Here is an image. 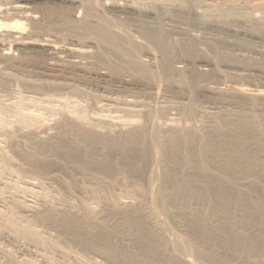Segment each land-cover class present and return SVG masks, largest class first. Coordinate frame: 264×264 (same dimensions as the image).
<instances>
[{
  "label": "bare ground",
  "instance_id": "bare-ground-1",
  "mask_svg": "<svg viewBox=\"0 0 264 264\" xmlns=\"http://www.w3.org/2000/svg\"><path fill=\"white\" fill-rule=\"evenodd\" d=\"M122 2L109 5L105 2L99 4L98 0H0V56L6 63L0 73L10 74L18 70L19 66L12 61L13 50L24 58H45L48 68L40 71L41 77L53 78L56 82L63 80L73 91L91 97L85 87L84 91L78 86L86 85L92 94L97 92L92 95L97 102L130 119L137 117L152 121L161 107L162 110L168 108H163L166 103L170 107L177 106L181 119L200 122L199 127L162 130L155 125L149 130L146 125H138L122 134L107 135L65 122L52 140L42 141L29 136L24 147L32 148L33 154L13 141V150L24 157L29 168L39 175L53 165H59L44 160L47 155L64 157L66 164L73 168H95L106 173H113L112 158L120 155L139 179H146L144 169L154 154L163 168L156 196L136 189L141 198L149 199L150 207H146L143 201L136 205H125L116 198L104 201L91 191L94 200L100 203L99 207L101 205L96 215L89 210L76 212L65 202L60 208L40 204L39 209L35 204L23 202L26 200L19 196L18 189L21 188L17 185L18 192L10 194L11 198L20 207H26V213L33 216L34 221L54 226L68 242L86 251H99L117 263H197L182 258L179 254L182 251L194 252L199 260L221 263L220 256L209 252L221 247L224 258L232 264H264L261 260L264 256V101L259 102L256 96L248 93V101H239V96L213 100L204 94L207 100L199 114L197 107L201 100L194 97L202 82L219 77L221 67H225L224 77L231 80L232 89L239 93L248 91L243 81L254 82L264 76V0ZM129 30H134L146 43L138 42L136 38L135 41L133 37L138 36L130 35ZM66 35L76 37L79 42L76 39L63 42ZM87 40L94 41L98 51L94 52V46H89ZM145 51L147 56L154 55V52L160 54L156 70L140 59ZM91 58L95 59L92 65H104L110 75L100 71L96 72L100 79L79 77L75 81L68 74H54L49 67L66 62L82 69L83 65H88L84 61L88 63ZM176 61H189L192 68L189 72L182 70L183 67L179 69L175 67ZM124 72L145 83L177 82L180 90L174 92L171 89L161 106L157 102L160 99L157 91L134 87L131 81L125 82L119 77L118 82L114 79ZM3 76L0 77L1 85ZM47 82V86L38 82L34 88L58 87L56 82ZM260 85L254 91L264 93V87ZM156 104L161 107L157 109ZM105 149L106 154L101 155ZM135 154L143 163L140 167L135 166ZM4 155H0L4 170L8 175H16L10 158ZM69 187L67 184L66 188ZM30 207L39 211L44 209L37 212ZM159 213L170 217L179 227L184 235L180 243H173L165 234L166 226L163 228V223L157 221ZM14 218H6V224L16 234L26 239L33 235L41 237L30 224L22 226ZM46 242L41 241V247H56L54 242L49 246ZM0 257L5 259L4 264H26L1 247Z\"/></svg>",
  "mask_w": 264,
  "mask_h": 264
},
{
  "label": "rangeland",
  "instance_id": "rangeland-1",
  "mask_svg": "<svg viewBox=\"0 0 264 264\" xmlns=\"http://www.w3.org/2000/svg\"><path fill=\"white\" fill-rule=\"evenodd\" d=\"M100 1L101 0H98L99 4L105 2L109 5L116 1L119 3L122 2L121 0V2L119 0H102L101 2ZM124 1L126 0H123L122 3H124ZM133 33L134 35L136 34L135 36H138L133 37L135 41L137 39L138 42L142 41L143 43H146L144 42V40L140 39L141 37L136 32H134V30L133 32H131V34H129L134 36ZM66 36L69 38H67ZM66 36L64 38L68 39L69 41L64 39L65 41L63 42L70 43L76 40L79 42V40L76 37L75 40L72 35V39L70 38V35ZM89 41L87 40L88 43ZM87 42L84 43L88 45ZM89 44V46L91 47L94 46V52L98 51V46L97 44H95L94 41L91 40ZM9 45L13 46L11 43H9ZM147 53L148 52L146 51L143 52L142 55H145H143V58L141 55L140 59L142 61L144 60L143 62L149 65V67L154 66V69H152L156 70V68L158 67V61L161 59L160 54L158 52L155 54L154 52V55L152 53L151 55L147 56ZM11 55L14 57H11L13 59V64L19 67L18 70H15L16 72L11 71V75L8 72H6L7 74L5 72L2 73L8 78L4 77L0 73V77L3 76V82H5L4 84L2 82V85L0 84V109L2 108L0 110V155L3 156L5 154L10 158L11 165L13 166V169L17 172V174L13 176L10 174L8 175L7 171L4 170L5 168L2 160H0V172L4 171L0 174V189L3 191L4 194H1L2 198L0 196V198L2 199V201L0 199V218L2 217L0 219V247L7 251L9 254H12V256H15L17 260L26 264H121L119 262L117 263V261L115 262L114 260L107 258L104 254H101L99 251H86L85 249L83 250L81 248H78L75 243L73 244V242L71 243V241L68 242L67 238L64 235H61L58 230L54 229V226L44 225V223L39 222L38 220L36 221H38L39 223L34 221L32 218L33 216L29 217V214L26 213L27 208L22 206L20 207V205L16 204L17 202L15 201V199L11 198V195L14 193L17 194V192L19 191V196H22L21 199L23 198L22 200H26L23 202L28 201L27 203H30V205L35 204L37 208H39V206L41 207L42 204L46 203L47 204L43 207L49 206V208H60L61 203L64 204L63 202H65L71 205V209L76 212L89 210L90 212H93L94 215H96L95 213L101 210V205L99 207L98 204L100 203L98 202L97 204L96 200H94L93 196L91 195V191H94L95 197H98L104 201H110L111 199L115 200L114 198H116V200H121L120 203L122 202L125 205H129V203L130 205H136V203L143 201L145 202L144 204L147 205L146 207H150L149 199L141 198L136 193V189H141L145 192H150L154 195V197L156 196V189L159 183L161 182V178L163 175V168L161 167L158 157H155L154 154L151 155L149 163L144 169V176H146V179H139V177H137V175L132 172L131 169H129V164L124 159H122L120 155H117L112 158V165H114L113 173H106V171H98L95 168H87L85 170H80L77 168H73L69 164H66L65 160L63 159L64 157L56 158L54 155H47L46 159L44 158V160H46L48 163H56L59 165H53L51 169L48 168L49 170L47 169L46 172H43V174L40 173L41 175H39L38 173L33 172L29 168V165L24 160V157L22 158L21 155L17 154V152L14 151L15 149L13 150L12 144H14L15 142L23 149L30 152H34L32 148L30 149L29 147H24V144L26 143V140L29 136H32L35 139L42 141L52 140L58 135L57 132H59L58 130L61 124L65 122L80 124L85 129L96 130L97 132H103L102 134L107 135H115L120 133L122 134L130 129L132 130L138 127V125H146L149 130H152L155 125L159 126L162 130H168L172 127L179 129H189L192 125V127H199L200 122H192L190 120L188 121V119L186 120L183 118L181 119L180 116H178L177 114V106L175 105H173L174 107H172V105L170 107L168 106L169 104L167 105L165 103L166 106H163V100L166 98L168 92H178L180 90V86L177 82L170 83L162 80L163 82H157L156 86L154 82L145 83L141 79H139V77L132 76V74L128 72H124L122 73V75L120 74L121 77L118 75H112L115 76L114 79L117 80V82L120 81V79L123 81L126 80L125 82L131 81L130 83L134 84V87H139L141 89H146L147 87V89H153L155 92L157 91L159 93L158 97H160V99L158 98L157 101L159 105L163 106V108L168 107L162 110V107L156 104L155 107H157V109L161 107L159 109L161 111L155 114L154 119H152V121H146L142 118L138 119L137 117H133V119H130L121 112H119V114L118 112L112 109L111 111L109 108H106L104 104H102L100 101L97 102L98 100L95 98L97 100L96 101L92 96L97 92H93L92 94L91 90H89L86 85L82 84L81 86H78L81 89L85 87L86 91L84 89L83 90L86 93L89 92L91 94V97L89 95L83 97L81 93L73 91L72 88H69L70 86H68V82L65 83L63 80L62 82L61 80H58V82H56L57 80L54 81L53 78L49 79L47 77L43 78L44 76L41 77L42 75L39 74L40 71L42 69L48 68V64L46 63L47 61L44 60L45 58H43V60L42 58L37 59L36 57L32 56H26L24 58L23 56L21 57L18 54L16 55V52L14 50L12 51ZM155 56H157V58H155ZM152 58L154 60H152ZM89 60L90 59H88V63L84 61L88 65H83L82 69H76L73 65L66 62L61 64L60 62L59 64L55 63L54 65L49 67L51 68L54 74H68L70 77H72V80H75V78L79 80V77H81L82 79L85 78L84 80H96L97 78H99L96 74L100 73V71L101 73H106L105 75H110L108 74V70H106L107 68L104 65L101 64V66H96V63L92 65L95 59L91 58V61ZM180 62H182L183 65H181ZM3 64L5 65L6 63H4L3 58L0 56L1 69ZM175 64H177L175 65V67H179V69L180 67L181 69L183 67L182 70L185 69L187 72H189L190 68H192L189 61H176ZM184 64H186V66ZM101 67H105V70ZM224 69L225 67L220 68L218 78L212 80L209 79L200 84L201 89L194 96L198 97L201 100L199 101V106L197 107L199 114L201 111H203V107L205 105L204 102L207 100L204 94H208L206 96H210V99L213 100H217L220 97L239 96V101H248L249 98L247 96L248 94H251L253 96H256L259 102L264 101V93H257L254 91L257 89L256 86L259 84H262L260 86L264 87V76H262L263 79L258 78V81L255 80V83L252 80L243 81V83H245L244 86L246 87V89H248V91L245 92L246 94L239 93L232 89L230 85L231 80H229L228 77H224L226 76V69ZM37 75L41 76L39 77ZM6 78L8 79L7 83ZM38 78H42V82ZM46 79L56 82L55 85H58V87H50V89L46 87L43 89L34 88V85H39L40 82V84L42 85H48L49 81L47 82ZM59 82L60 84H58ZM242 94H244L245 96ZM102 107H104V109H102ZM169 118L171 120H169ZM21 120H26V122L21 123ZM6 129L8 130V132ZM32 152L31 154H33ZM106 152V149L102 150L101 155H103L104 153L106 154ZM100 158H102V156ZM133 158L135 159V166L140 167L141 165H143L138 155L135 154ZM18 171H20V173ZM13 181H16L14 182L16 184H14ZM67 184L70 185L69 189L66 188ZM16 185L18 186V188L20 187L21 189H18L17 191V188L15 187ZM134 190L136 194L134 193ZM34 201L35 203H33ZM36 203H38L39 205L37 206ZM36 207H30V209L33 208L31 209L32 211L38 212L40 208L37 209ZM152 208L154 207L152 206ZM11 213L15 214V216ZM26 214L28 216H26ZM163 214L164 213H159V215L157 216V221L160 222L159 224L163 223L161 224L162 227L163 225L166 226H164L166 229L164 227L163 228L164 231H166L165 234H167L171 238L170 240L167 236L170 241L173 240V243L175 244L180 243L181 239L184 238L183 233L180 231L179 227L174 224L175 222L172 221L170 217H168V219L167 217H165L166 215ZM13 217H15L14 220L18 219L17 221H19L22 226H28L30 224L29 226H32V228L41 237L33 235L30 239H26L16 234L6 224L7 221ZM6 218L9 219L6 220ZM62 236H64V238ZM174 238H176V240H174ZM65 239L68 243L65 241ZM41 241H47L46 243L48 246L51 242H54V244H56V247L52 249V247H54L53 245L51 246V249H49L50 247H46L47 249L45 247L43 248L40 244ZM193 242L195 241L193 240ZM209 252L210 254L216 253L218 256H220L221 263H217L209 259L199 260L196 258L195 254H193L194 252L182 251V253L179 254L184 259L190 258L195 260L197 262L196 264H232L227 258H224V250L221 247L210 249ZM2 258L3 257H0V264H4L5 259ZM261 260H264V256L261 258Z\"/></svg>",
  "mask_w": 264,
  "mask_h": 264
}]
</instances>
